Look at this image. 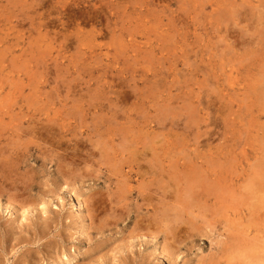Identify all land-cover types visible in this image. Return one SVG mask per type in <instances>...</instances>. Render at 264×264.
Here are the masks:
<instances>
[{
    "label": "rangeland",
    "instance_id": "rangeland-1",
    "mask_svg": "<svg viewBox=\"0 0 264 264\" xmlns=\"http://www.w3.org/2000/svg\"><path fill=\"white\" fill-rule=\"evenodd\" d=\"M0 264H264V0H0Z\"/></svg>",
    "mask_w": 264,
    "mask_h": 264
},
{
    "label": "bare ground",
    "instance_id": "bare-ground-1",
    "mask_svg": "<svg viewBox=\"0 0 264 264\" xmlns=\"http://www.w3.org/2000/svg\"><path fill=\"white\" fill-rule=\"evenodd\" d=\"M56 38V37H55ZM70 38V37H69ZM233 41V40H232ZM236 43V42H235ZM245 46V45H244ZM248 46V45H247ZM179 74V73H178ZM194 74V73H193ZM190 79V78H189ZM177 89V88H176ZM179 89V88H178ZM4 92V91H3ZM182 93V92H181ZM178 96V95H177ZM182 96H183V94H182ZM3 97V96H2ZM174 97V96H173ZM176 97V96H175ZM180 97H181V95H180ZM185 97V96H184ZM189 97H190V95H189ZM2 101V100H1ZM219 108V107H218ZM208 122V121H207ZM42 123V122H41ZM50 126V125H49ZM43 127V126H42ZM33 128V127H32ZM44 129V128H43ZM53 129V128H52ZM34 130V129H33ZM135 131V130H134ZM206 132V131H205ZM59 133V132H58ZM61 133V132H60ZM120 133V132H119ZM202 133V132H201ZM63 135V134H62ZM125 136V135H124ZM123 136V137H124ZM62 137V136H61ZM105 138V137H104ZM103 138V139H104ZM223 138V137H222ZM121 141V143H122V139L120 140ZM102 142V141H101ZM207 142V141H206ZM130 143V142H129ZM109 145V144H108ZM131 146V145H130ZM133 146V145H132ZM124 147V146H123ZM93 148V147H92ZM141 149V148H140ZM133 150V149H132ZM148 150H149V148H148ZM151 150V149H150ZM130 151V150H129ZM128 152V151H127ZM131 152V151H130ZM135 152V151H134ZM3 153V152H2ZM133 153V152H132ZM143 153H144V151H143ZM3 155V154H2ZM9 155H10V153H9ZM152 155H153V153H152ZM100 156V155H99ZM10 158V157H9ZM123 158V157H122ZM151 158V157H150ZM125 159V158H124ZM123 159V160H124ZM106 160V159H105ZM130 160V159H129ZM5 161V160H4ZM133 161V160H132ZM116 162H118V161H116ZM131 163V162H130ZM118 164V163H117ZM116 164V165H117ZM139 165V164H138ZM142 182V181H141ZM149 182V181H148ZM17 185V184H16ZM30 208V207H29ZM28 209V208H27Z\"/></svg>",
    "mask_w": 264,
    "mask_h": 264
}]
</instances>
